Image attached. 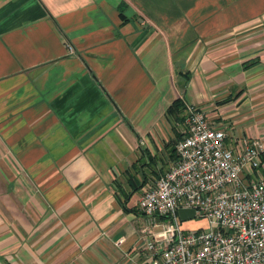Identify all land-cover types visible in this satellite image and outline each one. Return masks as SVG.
Returning a JSON list of instances; mask_svg holds the SVG:
<instances>
[{
  "label": "crops",
  "instance_id": "0c3cea01",
  "mask_svg": "<svg viewBox=\"0 0 264 264\" xmlns=\"http://www.w3.org/2000/svg\"><path fill=\"white\" fill-rule=\"evenodd\" d=\"M177 98L264 144V0H0V264H150Z\"/></svg>",
  "mask_w": 264,
  "mask_h": 264
},
{
  "label": "built area",
  "instance_id": "2783aa9c",
  "mask_svg": "<svg viewBox=\"0 0 264 264\" xmlns=\"http://www.w3.org/2000/svg\"><path fill=\"white\" fill-rule=\"evenodd\" d=\"M180 116L175 160L137 202L150 264H264L263 141L233 139L191 103ZM179 209L206 228L184 229Z\"/></svg>",
  "mask_w": 264,
  "mask_h": 264
},
{
  "label": "trees",
  "instance_id": "16d2710c",
  "mask_svg": "<svg viewBox=\"0 0 264 264\" xmlns=\"http://www.w3.org/2000/svg\"><path fill=\"white\" fill-rule=\"evenodd\" d=\"M120 8H123V3L120 5ZM121 10H123V9H121ZM183 107H184V103L182 102V100L180 98H177L168 106V108L166 109V113L169 115H172L176 121H181L182 118L180 117V115H181V112L183 110ZM179 137H180V135H179ZM261 162L264 164V154L261 157ZM143 186L144 185H141L138 188L141 189Z\"/></svg>",
  "mask_w": 264,
  "mask_h": 264
},
{
  "label": "rangeland",
  "instance_id": "374dc122",
  "mask_svg": "<svg viewBox=\"0 0 264 264\" xmlns=\"http://www.w3.org/2000/svg\"><path fill=\"white\" fill-rule=\"evenodd\" d=\"M182 227L184 229L206 228V223H205V221L196 218L194 220H190V221H187V222H183L182 223Z\"/></svg>",
  "mask_w": 264,
  "mask_h": 264
},
{
  "label": "water",
  "instance_id": "95a60500",
  "mask_svg": "<svg viewBox=\"0 0 264 264\" xmlns=\"http://www.w3.org/2000/svg\"><path fill=\"white\" fill-rule=\"evenodd\" d=\"M177 213L181 222L193 219L195 214L192 209H179Z\"/></svg>",
  "mask_w": 264,
  "mask_h": 264
}]
</instances>
